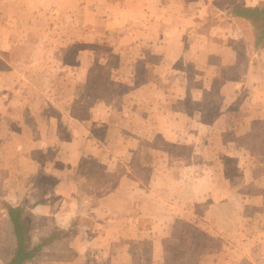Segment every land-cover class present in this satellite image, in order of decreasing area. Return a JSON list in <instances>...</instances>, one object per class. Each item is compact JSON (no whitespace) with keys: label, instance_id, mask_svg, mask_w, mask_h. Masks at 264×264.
I'll return each instance as SVG.
<instances>
[{"label":"crops","instance_id":"obj_1","mask_svg":"<svg viewBox=\"0 0 264 264\" xmlns=\"http://www.w3.org/2000/svg\"><path fill=\"white\" fill-rule=\"evenodd\" d=\"M27 1L32 16L41 6L71 11L73 30H79L80 36L87 33L94 49L88 53L76 50L70 60L63 48L62 57L57 58L64 66L57 77L59 84L43 83L41 87L30 81L33 76L21 65L36 62L32 54L14 58V48L33 47L35 39H29L27 33L33 25L20 23L12 18L13 13L12 21L0 19V144H10L0 156L8 164L0 163L4 178L0 181L1 201L6 208L25 207L27 214L63 231L64 236L57 234L54 243L63 244L68 237L65 249H56L57 254L66 255L64 264H192L193 248L190 254L186 249L178 252V245L168 242L172 238L168 226L175 218L161 211L164 202L156 189L136 182L131 164H121L118 170L110 166L112 157L117 163L126 159L130 147L114 156L111 149L136 138L130 125L135 130L138 125H158L150 124L141 112L143 106H138L140 115L134 122L118 119L113 104L98 89L82 90L81 83L93 80L91 70L98 65L97 58H105L96 53L95 46L106 41L116 57L110 80L126 86L127 99L133 90L141 95L151 87L157 99L171 107L179 100L194 99L185 113L194 121L188 123L190 128L215 127L220 121L222 131L230 128L241 139L254 132V120L259 112L264 113V41L258 42L260 31L256 34L254 25L258 19L233 10L264 9V0H220L223 7L214 5L215 0ZM211 15L219 21L207 22ZM258 44L262 49L256 50ZM83 58L89 62L85 64ZM67 68L73 69L71 76L65 74ZM85 93L94 98H83ZM212 99L219 107L210 123L204 119V107ZM168 100L175 101L170 104ZM82 101L87 102L85 116L78 117L75 112ZM123 105L131 110L126 102ZM177 109L173 110L178 113ZM180 137L170 139L171 143L182 137L190 142L187 130ZM170 154L176 158L174 152ZM152 169L140 168L145 173H160ZM106 173L111 175L109 179L115 176L112 181L99 183V178H89ZM213 236L224 238L223 233L209 234ZM224 248L210 253L214 260L222 252L217 264H241L244 252L229 246L226 253ZM51 249H41L42 264L48 261L44 255ZM232 255L237 256L236 261H231Z\"/></svg>","mask_w":264,"mask_h":264},{"label":"rangeland","instance_id":"obj_2","mask_svg":"<svg viewBox=\"0 0 264 264\" xmlns=\"http://www.w3.org/2000/svg\"><path fill=\"white\" fill-rule=\"evenodd\" d=\"M28 2L27 0H0V19L12 21L9 18L13 13L12 18L21 20L20 23L33 25L27 32L29 39H35L33 47L14 48L16 50L14 58H27L32 54L36 62L21 64L33 76L30 81L41 87L43 83L57 86L59 84L57 77L64 68L57 61V58L62 57V49L67 48V58L71 60L76 50L88 53L92 48L94 49V46L91 47L92 44L87 41V33L85 35L83 31L80 36L79 30H73L74 19L72 18L74 16L70 15L71 11H64V7L60 6L50 10L41 6L40 9L34 11L36 16H32L31 10L27 8ZM213 3L217 7H223L220 0H215ZM217 17L211 15L207 22L219 21ZM257 23L258 21L254 22L256 34L260 31ZM105 43L106 41L99 42L95 46L96 53L105 58H97L98 65L93 66L91 70L93 80L81 83L82 90L91 86L98 89L102 98L113 104L114 113L118 119H127L129 123L134 122L140 115L138 106H143L141 112H144L150 124L158 125L156 128L138 125L136 130L130 125V131L132 130V134L135 133L136 138L130 144L121 143L115 149L110 148L114 156L130 147L124 155L126 159L122 158L124 160L117 163V158L112 157L110 166L118 170V168L122 169L121 164H131L135 167L133 174L135 181L142 182L151 190L156 189L155 192L157 191L164 202L161 211L175 218V221L169 223L168 226L167 231L172 237L168 242H171L173 246L178 245V250H176L178 252L186 249L190 254L193 248V256L190 257L193 260L192 264H211L213 261L216 263L222 252H219L214 260L210 253L215 252L216 248L229 246L244 252L241 264H264V252L261 254V248L264 250V117H262L264 113L259 112L257 119L254 120V132L241 139H238L230 128L222 131L220 121H217L215 127L190 128L188 123L194 121L185 117V113L193 106L194 99L188 102L179 100L172 107L167 104L170 107L167 110L165 102L163 101L164 104H162V100L157 99L153 87L141 95L138 89L133 90L127 99L123 93L126 86L115 79L110 80L111 66L115 65L116 57ZM260 45L256 46L258 47L256 50L262 49ZM10 49V47L4 48L5 51H10ZM105 59H107L106 62ZM83 60L85 64L89 62L88 58H83ZM101 60L106 64L101 65ZM72 73L73 69L70 68L65 71L67 76H71ZM103 90L107 93H102ZM87 97L88 94L85 93L83 98ZM88 98L92 100L94 97L90 95ZM174 101H169V103L172 104ZM261 101L259 99V102ZM125 102L126 107H131V110L125 108L123 105ZM85 103L87 102L82 101L75 112L78 117L85 116ZM217 106L219 107V103L213 99L207 102L204 107V119L209 120L210 123L214 121V110ZM176 107L180 108L177 109L178 113L173 110ZM185 130L188 131L190 142L183 141L184 137H182V140L176 144L171 143L170 139L175 136L181 138L180 136L185 135ZM139 138L143 140L138 141ZM9 145L2 147L0 144V156L3 151L8 150ZM170 152H174L176 158H173ZM0 163L8 165L1 160ZM139 166L140 168H157L160 173H155L156 175L151 172L145 173L140 170ZM109 177L111 175L107 173L105 176H89L90 179L99 178V183L107 179L112 181L115 176L110 179ZM1 180L3 182L4 178L0 168ZM230 183H234L233 188ZM141 188L144 189V187ZM169 202L174 205L173 208L168 205ZM6 205L0 199V264H5L11 257L15 241L7 221ZM155 207L159 208L157 204ZM26 210L27 208L24 207L23 216L28 222L30 221L28 228L31 244L38 242L41 235L50 236L52 233H58L60 237L64 236L63 231H57L53 224H44L45 220L32 217L33 215L27 214ZM160 226L163 229V224ZM211 233H223L224 238L209 237ZM65 240H62L63 244L52 241L46 245L52 249L49 255H44V261L48 260L45 264H64L66 255L57 254L56 249L58 247L65 249ZM225 248L223 251L227 253L228 249ZM72 256L70 254L69 258ZM235 256H231V261L233 258L237 259ZM42 262L43 258L40 253L25 264H42Z\"/></svg>","mask_w":264,"mask_h":264},{"label":"trees","instance_id":"obj_3","mask_svg":"<svg viewBox=\"0 0 264 264\" xmlns=\"http://www.w3.org/2000/svg\"><path fill=\"white\" fill-rule=\"evenodd\" d=\"M233 13L243 17H254L258 19V26L261 28L258 42L264 41V9L256 7H236ZM8 221L11 225V231L14 236V249L11 257L5 264H25L27 261L35 258L41 249L50 242L57 239L58 233H52L50 236L41 238L36 243H30L29 223L23 216V207L8 206Z\"/></svg>","mask_w":264,"mask_h":264}]
</instances>
